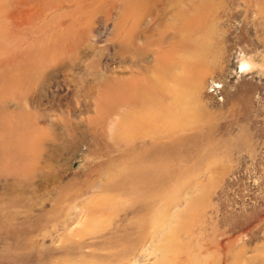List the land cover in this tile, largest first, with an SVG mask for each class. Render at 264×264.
Listing matches in <instances>:
<instances>
[{"label": "rangeland", "instance_id": "obj_1", "mask_svg": "<svg viewBox=\"0 0 264 264\" xmlns=\"http://www.w3.org/2000/svg\"><path fill=\"white\" fill-rule=\"evenodd\" d=\"M0 264H264V0H0Z\"/></svg>", "mask_w": 264, "mask_h": 264}]
</instances>
